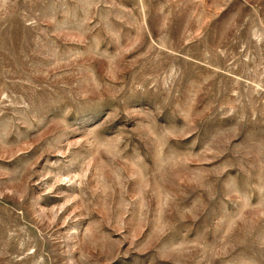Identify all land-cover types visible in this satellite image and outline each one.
I'll list each match as a JSON object with an SVG mask.
<instances>
[{"label": "rangeland", "instance_id": "rangeland-1", "mask_svg": "<svg viewBox=\"0 0 264 264\" xmlns=\"http://www.w3.org/2000/svg\"><path fill=\"white\" fill-rule=\"evenodd\" d=\"M0 264H264V0H0Z\"/></svg>", "mask_w": 264, "mask_h": 264}]
</instances>
